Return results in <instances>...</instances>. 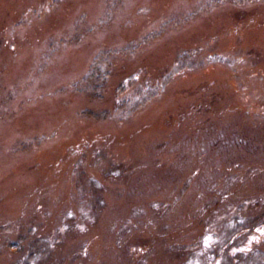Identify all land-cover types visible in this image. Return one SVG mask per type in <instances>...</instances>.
<instances>
[{
  "label": "rangeland",
  "instance_id": "1",
  "mask_svg": "<svg viewBox=\"0 0 264 264\" xmlns=\"http://www.w3.org/2000/svg\"><path fill=\"white\" fill-rule=\"evenodd\" d=\"M263 218L264 0H0V264L39 236L33 264H204L235 229L264 249Z\"/></svg>",
  "mask_w": 264,
  "mask_h": 264
},
{
  "label": "trees",
  "instance_id": "2",
  "mask_svg": "<svg viewBox=\"0 0 264 264\" xmlns=\"http://www.w3.org/2000/svg\"><path fill=\"white\" fill-rule=\"evenodd\" d=\"M182 55H187V52H184L181 56ZM111 57H113V53L110 51L99 52L96 57L93 58L94 60L86 74L74 83L73 87L75 91L91 92L93 96L101 97V90L107 84L111 75L109 69ZM134 81V77L127 78L126 83L120 84L117 90L122 93L125 92L128 87L133 86ZM159 86L158 84L155 87L148 85L146 88L137 90L135 96L121 99L116 105V113L123 119L130 117L144 107L155 96V93L159 92ZM106 113V111L94 112L92 110H85L83 112L84 115L91 116V118L96 120L105 119ZM258 218L259 217L250 222L254 228L262 221V218L257 220ZM242 233H244L242 229H235L227 234V236L222 234L219 237H215L213 242H211V252L209 254L211 258L204 264H264V249L257 246L250 248L246 246V244L241 243L236 244L235 241L241 237ZM25 239V236L19 238L20 241H24ZM30 241V253L22 261L15 262L14 264H33L40 256L46 257L50 253L51 241L49 238L47 239V237L39 236ZM20 243L21 242L14 241L10 245H19ZM186 264H194V262L188 261Z\"/></svg>",
  "mask_w": 264,
  "mask_h": 264
}]
</instances>
